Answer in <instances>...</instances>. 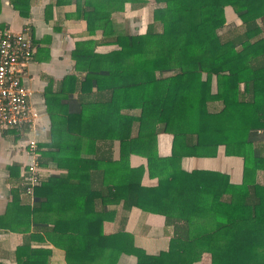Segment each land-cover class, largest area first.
I'll use <instances>...</instances> for the list:
<instances>
[{
	"label": "trees",
	"instance_id": "1",
	"mask_svg": "<svg viewBox=\"0 0 264 264\" xmlns=\"http://www.w3.org/2000/svg\"><path fill=\"white\" fill-rule=\"evenodd\" d=\"M75 1L101 37L77 44L76 73L46 96L52 127L41 162L67 173L35 189L28 216L44 236H29L18 263L40 264L38 238L62 248L68 264H116L122 253L138 264H194L205 252L212 264H264V0H154L142 33L114 15L148 0ZM12 3L29 14L30 0ZM227 6L240 24L227 26ZM162 132L173 135L169 156L158 152ZM221 146L243 158L241 183L183 168L184 158L215 157ZM132 155L146 164L133 166ZM146 173L158 184H143ZM117 205L163 214L174 228L169 249L150 255L123 228L105 233Z\"/></svg>",
	"mask_w": 264,
	"mask_h": 264
},
{
	"label": "crops",
	"instance_id": "2",
	"mask_svg": "<svg viewBox=\"0 0 264 264\" xmlns=\"http://www.w3.org/2000/svg\"><path fill=\"white\" fill-rule=\"evenodd\" d=\"M154 8V0H148L143 7L118 13H122L123 16L128 13L126 18L130 19L129 16L143 14L147 10L148 17L153 19ZM229 8L226 7L227 26L240 24L232 22L233 17L239 16L235 15L232 7ZM26 27L31 29L36 52L26 69L24 83L29 88L31 93L29 100L31 106L38 112L39 118L34 128L26 127L23 131L11 130L4 134L0 132V264H19L17 249L25 241H29L32 233L37 232L38 237L44 236V232L37 230L32 217L28 216V207L32 208L34 197L25 194L22 184L23 169L27 161L24 145L30 137L36 138L39 146L49 142L52 123L46 96L59 92L64 78L76 73L73 51L77 44L101 37L100 31L94 36L89 34L87 22L77 15L75 0L61 4H58L57 0H30L27 16L20 14L13 6L12 0H0V29L7 28L13 32H20ZM139 27L140 23L137 28ZM109 49L107 46H98L97 51L106 52ZM172 141L173 135L170 133L162 132L158 135L157 147L161 156L171 155ZM115 156L118 157L116 151ZM145 162L142 156H131L133 166L146 164ZM182 166L187 171L218 170L227 173L233 183H241L243 180V158L227 156L223 146L219 148L215 157H186ZM41 168L43 181L52 175L67 173L60 169L56 162L50 160L43 163ZM259 179L263 180V173L259 174ZM143 184L155 186L158 179L150 178L146 173ZM110 208L114 212L104 222L105 233L112 234L123 228L133 236L135 246L150 255H158L169 249L174 228L167 225L163 214L146 212L138 207L125 211L122 205ZM31 241L33 248L46 251V254H42L40 264H68L62 248L48 240L41 241L36 238ZM116 264H138V257L133 253H122ZM194 264H212L211 253H203L201 260Z\"/></svg>",
	"mask_w": 264,
	"mask_h": 264
},
{
	"label": "built area",
	"instance_id": "3",
	"mask_svg": "<svg viewBox=\"0 0 264 264\" xmlns=\"http://www.w3.org/2000/svg\"><path fill=\"white\" fill-rule=\"evenodd\" d=\"M36 46L30 27L20 32L0 29V132L8 129L34 128L39 114L31 106L29 88L24 83L26 69L33 60ZM27 161L23 169L25 194L34 197L43 182L39 142L28 138L25 145Z\"/></svg>",
	"mask_w": 264,
	"mask_h": 264
},
{
	"label": "rangeland",
	"instance_id": "4",
	"mask_svg": "<svg viewBox=\"0 0 264 264\" xmlns=\"http://www.w3.org/2000/svg\"><path fill=\"white\" fill-rule=\"evenodd\" d=\"M227 7L229 8L230 6H227ZM229 9H231V7ZM147 10H148V8H147ZM147 10L145 12H143V14L142 13H140V14L138 13V14L134 15L133 17L129 16L130 19L126 18L128 13L125 14L126 16H123L122 13H115L116 17L115 16L114 17L116 18L117 22H119L126 30L133 29L134 31L136 30L135 32L139 31V32L142 33V32H146L147 31L148 25L152 22V17L151 18L148 17L149 16V12ZM229 12H230V10H229ZM234 13H235V15H237L235 11H234ZM229 17H230V15H229ZM233 21H236L237 23H241L239 17H233L232 22ZM139 23H140V27L137 28ZM154 28H155V30H160L161 26H160L159 23H156ZM214 105L217 106V109L220 108V106H221L220 104H216V103ZM211 109L215 110L212 107H211ZM232 157L233 158H240L238 156H236V157L232 156Z\"/></svg>",
	"mask_w": 264,
	"mask_h": 264
}]
</instances>
